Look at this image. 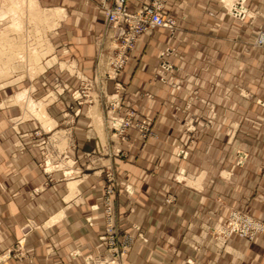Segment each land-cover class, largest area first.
I'll return each instance as SVG.
<instances>
[{
	"label": "rangeland",
	"instance_id": "374dc122",
	"mask_svg": "<svg viewBox=\"0 0 264 264\" xmlns=\"http://www.w3.org/2000/svg\"><path fill=\"white\" fill-rule=\"evenodd\" d=\"M168 1L160 11L173 24L158 28L174 40L178 32V49L157 52L154 84L136 90L140 99L132 101L134 92L120 75L141 36L158 28L140 34L123 51L126 58L121 54L118 59L120 40L112 38L105 20L108 4H102L104 26L93 38L92 62L80 68L70 58L67 69L52 70L50 52L59 46L63 27L60 12L52 14L56 22L47 19V9H56L52 0H0V139L16 135L19 140L21 124L30 126L22 134L36 149L37 166L45 175L33 193L53 181V171L70 178L72 193L79 179L88 188L96 185L97 202L90 208L99 212L102 230L94 251L71 250V259L128 264L135 243L147 241L140 226L122 227L132 207L119 210L121 192L130 196L134 191L127 175L136 174L159 177L155 186L164 193L152 201L165 211L161 221L178 225L167 233L178 239V264H264L259 259H264V247L255 244L264 237V135L253 133L250 118L258 110L255 104L264 108L256 98L264 97V85H256L264 81V0L208 4L216 11L209 28L204 26L215 38V72H208L205 54L191 49L202 53L206 46L185 34L190 30L182 23L186 10L180 13L178 7L176 16L166 7ZM238 33L243 34L241 49ZM11 141V150L0 151L3 157H16ZM149 143L157 144L156 151L151 162L132 164L138 171L115 166L114 159L142 160V147ZM133 144L140 147L134 151ZM23 148L18 144V152ZM85 221L92 225L94 219ZM35 228V222L25 220L20 238L0 250V264L32 262L24 244Z\"/></svg>",
	"mask_w": 264,
	"mask_h": 264
},
{
	"label": "crops",
	"instance_id": "0c3cea01",
	"mask_svg": "<svg viewBox=\"0 0 264 264\" xmlns=\"http://www.w3.org/2000/svg\"><path fill=\"white\" fill-rule=\"evenodd\" d=\"M148 1L150 0H126V7L128 10L134 11ZM213 1L169 0L166 5L168 8L171 7L172 11L170 12L176 16H178V7L181 8L180 13L184 9L186 10L182 23L185 25L183 27L190 28V30H187L185 34L201 41L203 47L205 43L206 47L203 48L202 53L193 46L191 49L195 54L197 52V54L207 56L208 72H215L216 65L214 34L213 31L209 32L207 29L205 31V27H208L207 23L213 20L216 12L215 10L212 12L211 6H208V4L216 6ZM110 3L111 0H52V6L56 9H53L54 13L51 12L52 9H47V19L50 22H56L57 17H53L52 14L59 16V12L63 17L59 21L63 24L59 31V46L54 47L50 52V57H55L51 66L52 70L67 69L70 58L80 68L83 67L81 65L92 62L93 38L101 34L104 26L101 5ZM225 16L227 15L223 11L222 17ZM204 22L206 25H203ZM197 26L202 30L197 29ZM242 35L238 33V38L236 37L239 49H241ZM168 46H176L178 49V32L174 40L168 36L165 29L158 28L146 31L130 52L120 80L129 92H134L130 94L132 101L140 99V96L135 93L136 90L154 84L152 76L156 54ZM227 50L225 48V50L219 51L225 55ZM255 58H257V54ZM60 64L66 67L62 68ZM256 66L259 67V64ZM238 67L240 69V63ZM244 69L246 71L245 65ZM158 84L160 85V83ZM257 84L261 87L264 85V81L257 80ZM256 98L264 102L263 96ZM143 101L146 99L143 98ZM151 102L153 103V101ZM255 107L258 110L250 117L253 119L251 128L254 129L253 133L256 135H264V108L256 104ZM2 118L0 112V135L3 127ZM28 127L30 126L24 128L21 124L22 136L19 140L16 135L12 139H0L1 152L11 150V140H13L16 153L15 158H6L2 153L0 154L2 156L0 157V250L20 238V226L25 220L30 219L39 227L31 230L25 237L24 245L27 250H30L32 262L24 261L20 264H84L81 258H69L68 253L74 249L81 254L94 251L96 236L102 230L99 212L90 208L97 202V187L90 185L88 188L86 181L79 179L77 190L72 193L73 185L70 178L66 177L64 172L61 174L60 171H53L51 174L53 181L48 183L43 190L33 193V190L45 181V175L37 166L36 149L29 143L28 136L24 138L22 134L24 130H28ZM240 127H243L242 124ZM18 144L24 147L21 152H18ZM131 147L135 151L140 145L133 144ZM156 148L157 144L149 143L142 147L143 152L146 153L143 154L142 160L139 159V162L132 163L130 159L125 161L114 159L115 166L120 170L130 171L132 168L138 171L132 164L140 165L141 163L147 164V161L151 162ZM137 158L140 157L137 156ZM137 177L136 174L127 175V182L135 185L134 191L130 196L121 192L119 210L127 212L132 207V212L128 213L125 220L122 218V227L127 228L131 224L140 226L147 241L135 243L127 255L128 264L182 263V258L174 254L176 248L178 249V239H171L169 237L171 235L167 234L168 230H176L178 225L161 221V211L163 213L164 210L156 205L155 201H152L161 198V193H164L161 192V186H155L159 177L149 175ZM87 216L93 217L92 225L86 223ZM257 241L256 247L259 245L264 247V237L261 236ZM259 259L264 261L262 256Z\"/></svg>",
	"mask_w": 264,
	"mask_h": 264
},
{
	"label": "built area",
	"instance_id": "2783aa9c",
	"mask_svg": "<svg viewBox=\"0 0 264 264\" xmlns=\"http://www.w3.org/2000/svg\"><path fill=\"white\" fill-rule=\"evenodd\" d=\"M163 1L150 0L135 11H130L126 7V0H113L105 10V20L107 26L114 28V40H120V45L126 50L146 30L171 27L173 20L160 11Z\"/></svg>",
	"mask_w": 264,
	"mask_h": 264
},
{
	"label": "bare ground",
	"instance_id": "6f19581e",
	"mask_svg": "<svg viewBox=\"0 0 264 264\" xmlns=\"http://www.w3.org/2000/svg\"><path fill=\"white\" fill-rule=\"evenodd\" d=\"M112 2H113V0H111V3L110 4H108V7L109 6H111V4H112ZM149 2V1H148ZM147 3V2H146ZM145 4V3H144ZM138 9V8H137ZM135 11V10H134ZM108 29L110 30L109 32H110V34H111V36H112V38H113V34H114V28H112V27H110V26H108ZM116 34V33H115ZM114 39V38H113ZM120 44V43H119ZM121 46V50H119L118 51V53H117V58L119 59V56L121 55V54H123L124 55V48L122 47V45H120ZM126 58V56L124 55V59ZM124 59L122 58V59H120L119 60V62L122 60V61H124Z\"/></svg>",
	"mask_w": 264,
	"mask_h": 264
}]
</instances>
